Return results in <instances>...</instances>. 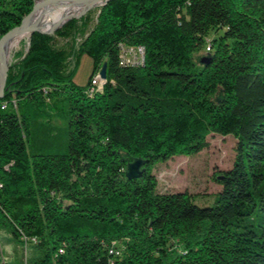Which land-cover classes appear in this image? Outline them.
<instances>
[{"label": "trees", "instance_id": "1", "mask_svg": "<svg viewBox=\"0 0 264 264\" xmlns=\"http://www.w3.org/2000/svg\"><path fill=\"white\" fill-rule=\"evenodd\" d=\"M37 1L0 0V39ZM123 47H143L144 64L122 66ZM83 55L93 70L78 86ZM16 58L0 100V229L33 246L28 264H264V0H111ZM216 135L237 145L213 205L159 193L153 167ZM136 159L145 172L130 180Z\"/></svg>", "mask_w": 264, "mask_h": 264}, {"label": "rangeland", "instance_id": "2", "mask_svg": "<svg viewBox=\"0 0 264 264\" xmlns=\"http://www.w3.org/2000/svg\"><path fill=\"white\" fill-rule=\"evenodd\" d=\"M97 7L91 9L84 16L91 14L92 19L95 20L98 10L102 6ZM29 39L28 36L22 40L21 44L12 51L9 67L17 61L18 52L27 50ZM59 44L63 45L64 41L59 40ZM207 48L205 47V50L195 55L196 62H199L202 57H207ZM92 70V57L83 55L74 78L76 85L86 86ZM208 142V149L196 156L175 157L165 163L159 162L153 167L152 173L157 179L159 193L188 192L194 196L196 205L200 207L213 205L215 195L221 191L216 177L233 166L236 158L237 140L231 135L225 137L216 135L210 136ZM35 256L33 246L15 241L5 229H0V264H28Z\"/></svg>", "mask_w": 264, "mask_h": 264}, {"label": "water", "instance_id": "3", "mask_svg": "<svg viewBox=\"0 0 264 264\" xmlns=\"http://www.w3.org/2000/svg\"><path fill=\"white\" fill-rule=\"evenodd\" d=\"M65 1H75V2H80V3L91 2V6L84 13L68 17L64 21L55 25V27L51 30L31 29L29 27L30 20H31L33 14L35 13V11L37 9L44 7L48 4L57 3V2H65ZM109 1H111V0H39L35 3L33 11L24 19L22 25L16 29L12 30L11 32H9L8 34H6L5 36H3L0 39V48L3 45V43H5L6 41H8L10 39L17 38V37H23L24 35H29V38L34 33H37V32L42 33V34L51 35V34L55 33L56 31H58L60 28H62L67 22L74 20V19L78 20V19L82 18L91 9L96 7L98 3H100V2L102 3L99 6H105ZM206 62H207L206 59L202 60V63H206ZM0 66L2 68V78H1V82H0V100H2V99H4V96H5V91H6V86H7V82H8V75H9L10 67H9L8 63L6 61L2 60L1 58H0ZM100 75H101L102 80H106V78H107L106 66L103 67ZM144 165H145V163L141 159H136L134 162L130 163L128 165V168H127V173H126L127 178L130 180L142 178V176L145 172V170L142 169L144 167Z\"/></svg>", "mask_w": 264, "mask_h": 264}, {"label": "bare ground", "instance_id": "4", "mask_svg": "<svg viewBox=\"0 0 264 264\" xmlns=\"http://www.w3.org/2000/svg\"><path fill=\"white\" fill-rule=\"evenodd\" d=\"M101 4L102 3L100 2L97 4V6ZM90 6H91V2L80 3L75 1H65V2L48 4L35 11V13L33 14L30 20L29 27L31 29L45 30L41 28L53 27L58 23L64 21L68 17L84 13ZM28 36L29 35H24L23 37H17L6 41L5 49L3 43V45L0 48V58L6 61L8 64H10L12 51L15 48H17L21 44L22 40H24ZM1 78H2V68L0 66V82H1ZM104 83L105 80H101L100 86H103Z\"/></svg>", "mask_w": 264, "mask_h": 264}, {"label": "built area", "instance_id": "5", "mask_svg": "<svg viewBox=\"0 0 264 264\" xmlns=\"http://www.w3.org/2000/svg\"><path fill=\"white\" fill-rule=\"evenodd\" d=\"M145 62V49L143 47H123L121 49V65L137 67ZM101 75L98 74L92 81L91 91L100 88ZM63 251L61 250V253ZM118 254V253H117Z\"/></svg>", "mask_w": 264, "mask_h": 264}]
</instances>
